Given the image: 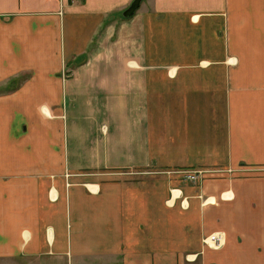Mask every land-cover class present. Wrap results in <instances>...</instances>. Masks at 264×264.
<instances>
[{
    "label": "crops",
    "instance_id": "crops-1",
    "mask_svg": "<svg viewBox=\"0 0 264 264\" xmlns=\"http://www.w3.org/2000/svg\"><path fill=\"white\" fill-rule=\"evenodd\" d=\"M133 1L0 0V262L264 264V0Z\"/></svg>",
    "mask_w": 264,
    "mask_h": 264
},
{
    "label": "rangeland",
    "instance_id": "rangeland-1",
    "mask_svg": "<svg viewBox=\"0 0 264 264\" xmlns=\"http://www.w3.org/2000/svg\"><path fill=\"white\" fill-rule=\"evenodd\" d=\"M232 171L230 169H224V168H215V167H176L170 170H165L163 172H159L160 176L158 178V181L155 184H152L153 187L157 188L159 195H160V200L161 196L165 195H173L174 189L179 190L182 192L181 189L176 188V182L178 184H191L195 186H200L205 182L207 179L208 180H213L214 176H220V175H225V174H230ZM175 182V183H174ZM148 185H150L148 183ZM180 187V186H179ZM202 192V191H200ZM178 194V192H176ZM203 200H205L206 204L209 205V203H213L214 199L210 198L209 196H203L199 195ZM169 197V196H168ZM175 198H181V194L178 195ZM172 200V201H171ZM183 200V199H182ZM184 201V200H183ZM183 201L182 204H183ZM163 202H165L166 206L172 205L173 204V197L170 196V198H166ZM161 205V201H160ZM217 232V231H208V233L202 238V244L203 249L208 248L209 246L204 243V238L207 236L211 235L212 233ZM223 232V231H221ZM0 264H38L37 262H14V263H8V262H0Z\"/></svg>",
    "mask_w": 264,
    "mask_h": 264
},
{
    "label": "built area",
    "instance_id": "built-area-1",
    "mask_svg": "<svg viewBox=\"0 0 264 264\" xmlns=\"http://www.w3.org/2000/svg\"><path fill=\"white\" fill-rule=\"evenodd\" d=\"M226 234L221 231L212 233L204 238V243L212 249H220L225 245Z\"/></svg>",
    "mask_w": 264,
    "mask_h": 264
},
{
    "label": "water",
    "instance_id": "water-1",
    "mask_svg": "<svg viewBox=\"0 0 264 264\" xmlns=\"http://www.w3.org/2000/svg\"><path fill=\"white\" fill-rule=\"evenodd\" d=\"M141 3V0H134L131 5L127 8V10L124 12V16L131 17L134 15L136 10L139 8Z\"/></svg>",
    "mask_w": 264,
    "mask_h": 264
}]
</instances>
